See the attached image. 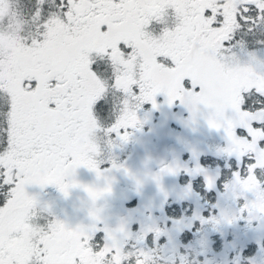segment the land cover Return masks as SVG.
Here are the masks:
<instances>
[{"label": "snow or ice", "instance_id": "snow-or-ice-1", "mask_svg": "<svg viewBox=\"0 0 264 264\" xmlns=\"http://www.w3.org/2000/svg\"><path fill=\"white\" fill-rule=\"evenodd\" d=\"M160 95L211 110L221 152L246 168L229 190L264 221V0H0V264H156L123 225L40 223L26 186L67 195L77 168L103 175Z\"/></svg>", "mask_w": 264, "mask_h": 264}, {"label": "rangeland", "instance_id": "rangeland-1", "mask_svg": "<svg viewBox=\"0 0 264 264\" xmlns=\"http://www.w3.org/2000/svg\"><path fill=\"white\" fill-rule=\"evenodd\" d=\"M195 111H190L179 101L169 105L166 98L160 95L157 107L153 108L150 103L141 107L138 112L140 123L129 130L128 140H117L113 147L106 149L100 164L103 175L97 176L95 171L83 166L77 168L68 182L74 180L79 186L71 187L67 195L57 186L55 190L51 184L26 186L28 195L36 200L40 223L55 220L67 227L70 223L76 225L79 211L93 204L85 188L102 190L109 187L110 191L104 192L101 197L107 196L115 211L121 203L128 204L122 215L131 212L134 219L131 224L123 221L121 225L143 250L156 256V264H227L233 261L239 264L240 246L248 248L250 244H256L254 252L250 257L243 255L244 260L249 264H260L262 261L257 254L263 256L264 245L263 240L258 242L260 227L257 225L264 227V221L259 219L255 224L249 220L247 212H241L246 202L244 197L229 190L234 183V173L240 171L242 176L246 175V168L239 163L233 168L231 158L221 152L227 140L220 134L222 128L217 130L209 126L211 110L202 105L199 110L201 116L199 113L193 115ZM194 116L198 117V122L187 126ZM199 116L207 117L206 125ZM199 126H202V131L194 128ZM172 127L188 129L175 145L171 143ZM209 156L222 161L201 166L198 159ZM168 166L176 171L160 175L157 183L154 177ZM197 167L202 171H196ZM222 168L233 174L229 175L228 181L217 182ZM181 175L183 181H180ZM206 177L212 179L211 187ZM198 179L206 183L203 196L192 187V181ZM120 180H124L125 184L116 185ZM165 203L171 206L172 212L177 211L176 216L165 213ZM129 206H132V211ZM94 212L97 216L101 214L99 210ZM116 213L118 216L121 214L118 210ZM221 213L236 219L232 223H213V219H219ZM202 220L207 222L202 223ZM121 225L109 224L104 228L115 230Z\"/></svg>", "mask_w": 264, "mask_h": 264}, {"label": "trees", "instance_id": "trees-1", "mask_svg": "<svg viewBox=\"0 0 264 264\" xmlns=\"http://www.w3.org/2000/svg\"><path fill=\"white\" fill-rule=\"evenodd\" d=\"M200 107L202 108V105ZM199 110L198 111H195V113H193V115L198 114L199 113ZM193 115H191V116H193ZM199 115H200V113H199ZM210 118L211 117H209L208 119H210ZM208 119H207L206 116L200 117V121L203 122V125H206V120H208ZM197 120H198V118H196L195 116L192 117V119L190 120V124H188L187 126H191V124L197 123L198 122ZM172 126H175V124L173 122H172ZM201 127L199 126L198 128H196V127H194V128L196 129V131L197 130L202 131V128ZM179 128H177V127L173 128L172 127L173 133H174L173 136H172V139H171L172 145H175L176 142H179L180 139H182L185 136V133L188 131V129H183L182 130V129H179ZM220 134L222 135L223 138L226 139L223 130H220ZM218 136H220V135L218 134ZM198 161L200 162V165L201 166L207 167V166H210V165H214L217 161L221 162L222 160L219 159V158H212V157L209 156V157H206V158L205 157H200L198 159ZM164 164H166V163L164 162ZM168 164L171 165L170 163H168ZM220 171H221V174H220L219 178L216 180L217 182H219V181L225 182L229 178V175L230 174H233L232 171L231 172L230 171H227L225 168H222ZM180 179H181L180 181H183L182 180L183 179V176L182 175L180 176ZM122 183L125 184V181L124 180H120V182H116V185H121ZM205 184L206 183H204V181H202L201 179L193 180L192 181V187L195 189L196 192H198L202 196L204 195V189H203V187L205 188ZM36 188H38V187L36 186ZM54 189H55V185H54ZM134 198L137 199V197H133V199ZM145 200L147 201V199H145ZM90 203H93L92 206L89 205L88 208H84V210L81 209V211H79L78 216H77V219H76L77 224L74 225V224L70 223V227L68 226V228H76L77 226H81V224H83V223L84 224L82 226H90V225H93L94 223H99L100 225H102V227H104V226H107L109 224L121 225L123 221H125L126 224H131L133 222L134 217H131V215H130L131 212L129 214H127V215L126 214L122 215L124 209H126L127 208V205H128V204H126V202H125V204L124 203H121V205L119 206V208L116 209V211L118 210V211L121 212L120 216H118L117 213H116V211H115V209L112 208L113 206H111V200H109V198L107 196H103V197L100 196L94 202H93V200L90 201ZM164 206L166 208L165 213L167 215H171V217L176 216L177 211H176V213L175 212H172L170 210L171 206H169V204H166L165 203ZM128 208L131 211L133 209L132 206H129ZM90 210H92L91 214H89V211ZM95 210L101 211L100 216H98V220H94L93 219V216H92V213ZM104 216H106L105 217V220H101V218H104ZM83 217L84 218L87 217L85 221L82 220ZM257 226L260 227V230H261L260 233H258V236H260L258 238V242H260L261 240H263V245H264V227L261 224H259ZM240 237H242V235H240ZM248 246H249L248 248L247 247L242 248L240 246V250H241V252H240V258L237 260V262L239 264H249L246 260H244L243 255L246 256V257L247 256L250 257L252 255V253L254 252V248H253L254 245L253 244H250ZM240 259L242 261L241 263H240ZM227 264H236V262H234V261L233 262H228Z\"/></svg>", "mask_w": 264, "mask_h": 264}, {"label": "flooded vegetation", "instance_id": "flooded-vegetation-1", "mask_svg": "<svg viewBox=\"0 0 264 264\" xmlns=\"http://www.w3.org/2000/svg\"><path fill=\"white\" fill-rule=\"evenodd\" d=\"M195 117L198 118L197 116H195ZM169 120H170V119H169ZM197 121H198V120H197ZM227 181H228V180H227ZM101 220H105V219H104V218H101ZM258 220H259V219H255V220H253V221H255V224H256V223L258 222ZM260 231H261V230L258 229V233H260ZM263 249H264V247H263ZM257 256H259V258H260V257H264V253H263V256H262V254H259V255L257 254ZM261 261H262V262H260V264H264V258H263Z\"/></svg>", "mask_w": 264, "mask_h": 264}]
</instances>
